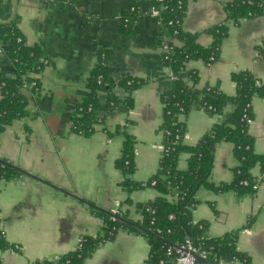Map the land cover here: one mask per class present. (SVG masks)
Here are the masks:
<instances>
[{
  "label": "crops",
  "instance_id": "0c3cea01",
  "mask_svg": "<svg viewBox=\"0 0 264 264\" xmlns=\"http://www.w3.org/2000/svg\"><path fill=\"white\" fill-rule=\"evenodd\" d=\"M228 1L187 0L182 29L196 34L198 45L210 46L212 36L207 30L226 20ZM136 3L0 0V23L15 21L26 42L43 51L41 67L28 71L32 80L23 82L25 87L22 84L27 96L25 113L0 133V156L94 205L127 213L132 220L141 217L136 204L158 197L159 192L152 186L124 190L120 185L123 176L114 160L121 154L125 134H129L135 158L131 179L146 181L156 172L163 147L158 129L162 122L161 95L175 86L158 44V39L162 41L167 35L161 31L157 17L149 13V1L141 0L134 8ZM132 9L137 11L135 22L130 31H125L121 17ZM226 28L217 59L210 63L188 61L180 73L182 80L190 84L189 75L195 72L199 88L210 85L234 95L231 75L246 70L264 85V57L257 50L264 39V14L228 21ZM101 56L114 79L128 75L139 78L141 84L132 91L128 108L120 104L105 111L106 97L102 93L94 130L88 135L78 134L71 128V118L86 92V79ZM3 60L0 50V71L11 74ZM32 81L34 89L29 87ZM119 94L122 96L120 90ZM251 106L253 118L247 131L253 138L255 153L264 155V97H253ZM229 111L227 107L224 113ZM222 117L192 107L181 117L186 129L184 143H196ZM187 158L186 153L180 155L179 169L186 168ZM237 165L233 144L218 142L210 181L229 184ZM251 169L256 180L253 193L200 186L191 219L202 221L209 237L237 231L236 247L248 255V264H264V169L258 163ZM19 173L0 180V231L12 244L0 251L1 264L57 259L73 250L84 236L101 233L103 220L94 211L101 209ZM148 248L142 234L120 229L83 264H143Z\"/></svg>",
  "mask_w": 264,
  "mask_h": 264
},
{
  "label": "trees",
  "instance_id": "16d2710c",
  "mask_svg": "<svg viewBox=\"0 0 264 264\" xmlns=\"http://www.w3.org/2000/svg\"><path fill=\"white\" fill-rule=\"evenodd\" d=\"M148 1L150 7L158 9L157 20L161 31L169 36L166 40L170 51L166 58L162 55L163 63L176 76L174 88L161 95L162 122L158 129L163 147L156 172L146 181H135L130 176L135 170L133 139L125 134L121 154L114 160V166L122 173L120 185L124 190L152 186L159 195L136 204L141 215L139 220H132L127 213L118 212L123 218L136 222L140 228L113 218L101 210H94L103 220L101 233L84 236L73 250L57 259L36 260L32 264H83L101 243L113 239L120 229L137 232L145 237L149 248L143 264H159L161 260L164 264H175L178 255L173 247L182 244L186 238H190L196 251L204 253L213 264H232L234 261L249 263L248 255L236 247L237 231L209 237L202 221H192L191 210L197 203L195 194L200 186L215 191L234 189L239 193L254 192L256 180L251 175V168L258 163L264 169V155L253 150V138L248 134L247 128L253 118L251 101L255 96L264 97V85H256L258 79L249 71H237L231 75L235 93L228 95L210 85L199 88L195 72L189 75L190 84L182 80L180 73L188 61L202 60L210 63L216 60L220 43L227 34L226 22L264 14V0L228 1L225 5L226 20L207 30L212 36V43L206 47L196 43V34L186 32L181 27L187 0ZM140 2L141 0H137L134 8L139 7ZM136 14L137 11L132 9L122 15L121 22L125 31L131 30ZM160 42L161 39H158V44ZM261 44L257 50L264 57V39ZM0 50L4 55V63L11 68V74L0 71L1 133L6 125L25 113L27 96L22 84L32 80L27 76L28 71H38L41 67L43 51L39 46L26 42L15 21L0 23ZM109 73L105 58L99 57L86 79V92L71 118V128L75 133L88 135L94 130V124L99 119L102 93L106 97L104 103L107 112L120 104L127 108L131 106L132 91L139 87L141 80L128 75L116 80ZM192 107H198L209 114H221L223 117L205 131L196 143L189 145L183 141L186 129L181 117ZM227 107L230 111L224 113ZM220 141L233 144V152L238 161L233 180L229 184H214L209 179L214 148ZM183 153L188 154L187 166L179 169L177 161ZM19 174L10 161L0 156V180ZM11 247L12 244L7 242L0 231V251ZM169 247L172 248L170 253Z\"/></svg>",
  "mask_w": 264,
  "mask_h": 264
},
{
  "label": "built area",
  "instance_id": "2783aa9c",
  "mask_svg": "<svg viewBox=\"0 0 264 264\" xmlns=\"http://www.w3.org/2000/svg\"><path fill=\"white\" fill-rule=\"evenodd\" d=\"M149 13L155 17L158 16L159 14V11L156 7L154 6H151L149 8ZM176 32V31H174ZM169 36H163V39L160 43V46H161V53L162 55H164V58H166L168 56V53L170 51V47L167 43V38ZM168 75H169V78L172 79V80H176V76L173 74L172 70L170 69V67H168ZM256 85H260V83L258 81H256ZM23 86L25 87L26 84L24 83ZM31 89L33 87H35V82L32 81L30 83V86H29ZM34 89V88H33ZM153 183V182H152ZM117 213V212H116ZM174 248V251L177 253V258L175 260V264H202V263H195V258H194V254H197L201 257H204L206 258V255L204 253H199L196 251V249L191 245V241H190V238H186L184 240V242L180 245H175ZM172 251V248L169 247L168 248V253H170ZM221 261V260H220ZM159 264H164L163 261L161 260L159 262Z\"/></svg>",
  "mask_w": 264,
  "mask_h": 264
},
{
  "label": "water",
  "instance_id": "95a60500",
  "mask_svg": "<svg viewBox=\"0 0 264 264\" xmlns=\"http://www.w3.org/2000/svg\"><path fill=\"white\" fill-rule=\"evenodd\" d=\"M12 166L14 167V169H16L17 171H19V172H21V173H23V174H25V175H27V176H30V177H32V178H34V179H36V180L42 181V182H44V183H47L48 185H50V186H52V187H55V188L59 189L60 191L66 193V194L71 195L72 197L78 199L79 201H82V202H84V203H86V204H89V205L95 207V208H98V209H101V210L107 212V213L110 214L113 218H116V219H118V220H120V221H122V222H124V223H127V224H129V225H131V226H134V227L140 228L138 225L135 224V222H132V221L127 220L126 218H123V217L120 216L118 213L110 212V211H108V210H106V209H104V208H101V207H99V206H97V205H94V204H92V203H90V202H88V201H86V200H84V199H82V198H80V197H78V196H76V195L70 193V192L67 191V190H64V189L58 188V187L54 186L53 184H51L50 182H47V181L43 180L41 177H39V176L33 174L31 171H28V170L22 169V168H20V167H18V166H16V165L14 166L13 164H12ZM193 256H194V258H195V263L213 264V263H211L207 258L201 257V256H199V255H197V254H194Z\"/></svg>",
  "mask_w": 264,
  "mask_h": 264
}]
</instances>
